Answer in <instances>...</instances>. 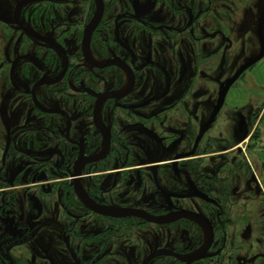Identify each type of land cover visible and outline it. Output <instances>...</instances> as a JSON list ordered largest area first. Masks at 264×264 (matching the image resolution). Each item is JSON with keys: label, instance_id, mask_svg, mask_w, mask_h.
Masks as SVG:
<instances>
[{"label": "flooded vegetation", "instance_id": "af4514ba", "mask_svg": "<svg viewBox=\"0 0 264 264\" xmlns=\"http://www.w3.org/2000/svg\"><path fill=\"white\" fill-rule=\"evenodd\" d=\"M103 1L105 11L102 20L108 0ZM90 2L94 6V15L83 28L81 47L75 41H69L64 49L65 67L57 78L54 75L58 61L57 56L50 52L51 48L46 47L49 51L43 55L35 52V49L34 53L26 52L24 46L31 41L27 36H34L31 28H36L39 33L50 30V34H54V30L60 27V22L65 18L63 14L55 8H30L33 12L27 13L29 23L25 26L15 12L17 6H13V19L3 20V25L8 26L6 29L11 32V42L16 48L13 52L17 55L5 57L3 63V73L7 80L3 85V102L0 104V123L3 127L0 264H146L154 253L161 251H164L162 255L148 264H187L176 256L189 257L202 251L207 247L212 234V242L206 254L201 260L191 263L200 264L209 258L217 243L214 214L194 207H182V200L164 191L167 181L159 175L161 169L152 168L166 166L170 175L180 180L185 177L193 198L206 204L207 208L211 207L218 220L228 218L230 213L229 219L232 218L230 203L237 207L240 205L238 200L232 201L233 193L226 191L223 200L215 199L204 194L187 175L191 167L199 165L196 160L205 157L198 155L199 147L218 117L196 148L201 130L212 115L195 138L196 127L192 117L196 115L195 106L184 104V99L177 106L171 107L162 102L166 95L158 101L132 103L133 93L138 87V75L147 66H152V63L150 61L147 66L138 68V63H131L129 57H120L111 48L108 58L95 59L92 48L100 22L86 49L95 63L116 62L117 65L97 68L89 64L84 42L98 8L97 0ZM77 15L78 11L74 10L72 16H69L70 27L82 26L73 20V16ZM38 19L42 22L32 21ZM32 40L45 48L46 37H35ZM76 56L83 58L85 64L73 65L72 59ZM83 66L96 70H117L120 73L116 78L117 84L114 86L108 81L103 83V79L96 80L95 84L85 81L78 84L75 73ZM62 90L67 96L59 92ZM67 90L86 97L71 102ZM103 98L97 109L99 100ZM56 100H59L58 104ZM156 102L160 105L152 115L151 104ZM162 104L165 107L162 108ZM186 120L188 123L183 125ZM137 126L158 136L163 145L161 157L164 159L161 163H142V157H150L152 151L135 148L134 132ZM128 128L126 135L125 130ZM184 130H188L191 143L185 147L182 142V151L170 154L171 147L183 140L173 136V132L178 134ZM168 142L171 144L167 146ZM147 146L152 147L151 141ZM194 150L192 156L179 158ZM154 153L159 155L158 151ZM79 169L80 174L76 176ZM191 183L209 200L196 196ZM78 191L82 192L84 200ZM129 211L134 214H128ZM234 211L239 212V208ZM182 212L205 218L212 226V232L194 219L184 218L165 224L154 223L151 219L173 218ZM260 214L264 216V212ZM240 219L243 227L247 222L246 217L241 215ZM182 221L196 223L194 225L202 231V242L195 250L182 247L191 238L198 244V237L189 230L181 232L178 229H162L160 234L152 230L153 226L168 227ZM245 232L243 237L240 235L241 249L247 246L244 241ZM153 233L156 238L160 237L159 242ZM226 252L228 256L224 260L229 263L237 257L236 252L234 256L224 248L218 252L217 258L222 259ZM159 259L171 262L157 263ZM250 262L259 264L257 258ZM238 264L248 263L240 259Z\"/></svg>", "mask_w": 264, "mask_h": 264}, {"label": "rangeland", "instance_id": "374dc122", "mask_svg": "<svg viewBox=\"0 0 264 264\" xmlns=\"http://www.w3.org/2000/svg\"><path fill=\"white\" fill-rule=\"evenodd\" d=\"M13 6H17L15 12L25 26L29 23L27 13L33 12L30 8L33 10L41 7L55 8L65 17L60 22V27L54 30V34H50V30L39 33L36 28H31L34 36L27 38L32 42L24 46L26 52L34 53L35 49V52L43 55L49 51L46 47L51 48L50 52L57 56L58 61L55 78L59 77L65 67L64 49L66 50L69 41L81 45L83 28L94 15V6L90 0H0V104L3 102V85L7 80L3 73L5 57L17 55L13 52L16 48L11 42V32L6 29L8 26L3 25V20L13 19ZM106 6V14L96 33L92 48L94 58L97 60L108 58L111 48L120 57H129L131 63H138V68L151 61L152 66L146 65L144 73L138 75V87L133 93L132 103L158 101L166 95L162 102L171 107L177 106L184 99V104L195 106L196 115L192 116L196 127L195 138L216 108L224 84L241 69L264 55V0H108ZM74 10L78 11V15L73 16V20H77L83 27L68 25V18L72 16ZM32 21L42 22L40 19ZM35 37L47 38L45 48L33 42L32 39ZM72 62L73 65L85 64L80 56L74 57ZM250 70L251 68H248L230 90L233 93L243 88L254 91L252 102L242 112L244 123L236 125L238 118L236 112L240 110L234 111L227 101L214 126L200 144L198 155L205 157L196 160L199 161V165L191 167L187 174L204 194L215 199L223 200L226 191L233 193L232 201L238 200L240 205L237 207L230 203L232 218L229 219L230 213L228 218L222 217L218 220L216 212L211 207L207 208L206 204L193 198L185 177L180 180L170 175L165 169L166 166L152 168L161 169L159 175L167 181L164 191L166 190L171 197L182 200V207H194L196 210L203 209L209 214L211 212L214 214L217 243L209 258L200 264H238L240 259L251 264L250 261L254 258L258 259L259 264H264V216L260 214L264 212V166L258 157V151L264 145V95L255 88ZM75 74L78 84L84 81L95 84L96 80L103 79V83L108 81L115 86L120 73L115 69L106 71L83 66ZM59 92L67 96L63 90ZM68 92L71 102L86 97L67 90ZM56 102L58 104L59 100ZM159 105V102L151 104L152 115ZM163 107L165 105L162 104ZM183 123L185 125L188 121ZM184 128L188 129L187 126ZM128 132L129 128L125 130V134L128 135ZM187 133L188 130L178 134L173 132V136L183 140L171 147L170 154L181 152L183 144L186 147L191 143ZM134 134L136 149L152 151L150 157L146 159L142 157V163L149 165L161 163L164 159L161 157L163 145L158 136L141 126H137ZM243 137L244 140L246 137L245 141ZM150 141L152 147L147 146ZM168 143L167 146L171 144ZM2 151L3 127L0 123V164ZM155 151H158L159 155L155 154ZM224 152L227 154L218 155ZM2 188L0 182V191ZM256 189L258 194L255 193ZM238 208L239 212H235L234 210ZM241 215H244L247 221L243 227L240 223ZM194 224L182 221L168 227L153 226L152 230L157 234H160L162 229H178L181 232L189 230L198 237V244L191 238L189 243L182 244V247L195 250L202 242V231ZM243 230L246 234V240H243L247 246L241 249L239 241L240 235L243 237ZM153 234L155 236V233ZM155 239L157 242L160 241V237L155 236ZM161 243L163 244L162 241ZM224 248L233 255L234 252L237 253V257L230 260V263L224 260L228 256L227 252L222 259L217 258L218 252ZM162 262L170 263L171 260L157 261Z\"/></svg>", "mask_w": 264, "mask_h": 264}, {"label": "water", "instance_id": "95a60500", "mask_svg": "<svg viewBox=\"0 0 264 264\" xmlns=\"http://www.w3.org/2000/svg\"><path fill=\"white\" fill-rule=\"evenodd\" d=\"M98 2V8H97V14L90 26V28L88 29V32L86 34V39H85V54H86V58H87V61L89 62V64H91L92 66H95L97 68H106V67H110V66H114V65H117L116 62H108V63H95L91 57L89 56V52L87 51L86 47H87V44H89V41H90V38L92 36V33L94 32V30L99 26L101 20H102V17H103V14H104V11H105V4H104V1L103 0H97ZM254 64V61L252 63H250L249 65H247L245 68L241 69L232 79H230L229 81H227L223 88L221 89L220 91V95H219V99H218V103H217V106L210 118V121L208 122V124L201 130V133L199 135V138L197 140V143H196V148H197V145L198 143L200 142V140L202 139V137L204 136V134L206 133V131L209 129V127L214 123V121L216 120V118L218 117L219 113L221 112L225 102H226V99H227V96L231 90V88L233 87V85L240 79V77L243 75V73L248 69L250 68L251 66H253ZM44 84V83H43ZM132 86V85H131ZM130 90V89H129ZM105 98L103 99H100L99 102H98V105H97V109L99 107V105L101 104V102L104 100ZM107 147H109V144H107ZM195 153V150L187 155H184V156H181L179 158H186V157H190L192 156L193 154ZM80 174V169L77 171L76 173V176H79ZM192 186H193V191H194V194L200 198H203L205 200H209L208 197L204 196L201 192H199L197 190V188L195 187V185L193 183H191ZM79 193V196L81 197V199L84 200V197H83V194L82 192L78 191ZM85 202V201H84ZM86 203V202H85ZM90 208L92 210H94L95 212L97 213H100L99 210H97L96 208H94L93 206H90ZM128 214H134V212H127ZM105 214H108V213H105ZM131 216V215H130ZM194 219L198 222H200L203 226H205L209 231L212 232V226L210 225V223L205 220V218L197 215V214H193V213H190V212H182L181 214H179L178 216L176 217H173V218H161V219H158V218H151L152 221L154 223H159V224H165V223H170V222H173V221H176V220H180V219ZM212 234L210 235L209 237V241H208V245L206 248H204L202 251L194 254V255H191L189 257H181L180 255H177L176 257L178 259H181L183 260L184 262H186L187 264H191L195 261H198V260H201L203 258V256L206 254V252L208 251L210 245H211V242H212ZM164 251H161V252H156L154 253L147 261L146 264L150 263L154 258L158 257V256H161L162 253Z\"/></svg>", "mask_w": 264, "mask_h": 264}, {"label": "crops", "instance_id": "0c3cea01", "mask_svg": "<svg viewBox=\"0 0 264 264\" xmlns=\"http://www.w3.org/2000/svg\"><path fill=\"white\" fill-rule=\"evenodd\" d=\"M251 68V76H252V81L254 83L255 88L262 94L264 95V55L260 57L259 59H256L254 61L253 66ZM254 95V91L250 90L248 88H243L238 91L229 92L226 102L229 101L231 107L234 109V111L240 110V112L237 113V126L241 125L244 123V114H242L243 110H245L247 107H249L250 103L252 102ZM264 101V99H263ZM225 102V104H226ZM263 120V119H262ZM248 123V120H246ZM248 125V124H247ZM236 126V127H237ZM235 127V133L237 132ZM237 134V133H236ZM251 136V135H250ZM250 136L247 137V139L250 138ZM246 140V137H245ZM244 137H243V141ZM258 157L260 159V162L264 166V145L263 147L258 151Z\"/></svg>", "mask_w": 264, "mask_h": 264}]
</instances>
